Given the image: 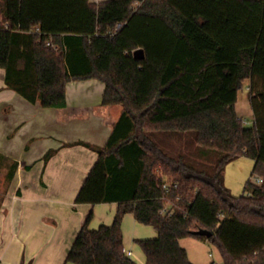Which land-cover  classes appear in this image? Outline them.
<instances>
[{
  "label": "trees",
  "instance_id": "16d2710c",
  "mask_svg": "<svg viewBox=\"0 0 264 264\" xmlns=\"http://www.w3.org/2000/svg\"><path fill=\"white\" fill-rule=\"evenodd\" d=\"M0 67L43 107L66 106L67 84L91 78L103 104L124 106L105 145L88 144L98 157L75 199L117 213L95 229L90 214L67 262L137 264L123 243L131 213L158 231L138 240L146 264H194L188 237L218 248L210 264H264V0H0ZM246 81L251 125L236 109ZM241 157L254 166L237 196L225 171ZM16 168L0 153L4 187Z\"/></svg>",
  "mask_w": 264,
  "mask_h": 264
},
{
  "label": "crops",
  "instance_id": "0c3cea01",
  "mask_svg": "<svg viewBox=\"0 0 264 264\" xmlns=\"http://www.w3.org/2000/svg\"><path fill=\"white\" fill-rule=\"evenodd\" d=\"M5 74L0 67V153L16 161L17 168L2 193L0 244L4 227L8 228L10 244L6 247L4 243L0 264H68L67 254L87 217L94 213L100 225H110L117 213V202L77 204L75 199L98 157L88 144L105 145L124 106L103 104L105 83L91 78L67 84L66 106L43 107L9 88ZM49 152L51 156L46 159ZM5 173L0 174L4 182ZM132 216L125 215L123 230L131 226L141 229ZM90 222L89 227L95 229ZM57 223L66 225L53 249V236L48 231ZM157 234L158 231L147 235L135 232L132 240L156 238ZM130 241L123 234L124 248L132 252V258L136 244L131 246ZM41 246L44 251L39 252ZM54 250H58L56 254ZM133 260L146 264L142 255Z\"/></svg>",
  "mask_w": 264,
  "mask_h": 264
},
{
  "label": "rangeland",
  "instance_id": "374dc122",
  "mask_svg": "<svg viewBox=\"0 0 264 264\" xmlns=\"http://www.w3.org/2000/svg\"><path fill=\"white\" fill-rule=\"evenodd\" d=\"M236 109H237V113L239 114V116L243 118L244 121L245 120L248 121L247 125H251L253 123L255 117H254V110L251 104V93L249 90V81L245 82L243 89L240 90L238 93V101L236 104ZM187 140L185 138L182 143L177 140L176 141L174 140V142L183 146L184 143L186 144ZM185 147L187 148V146ZM193 147H194L193 143L188 145V148H193ZM237 166L238 168H236ZM253 166H254V161L248 157H241L227 166L226 184L231 188L234 195L238 196V195L244 194V185H245L246 180L251 176ZM3 182H4V176H0V187L2 189L4 188ZM2 193L3 192L1 191L0 197L2 196ZM166 206H169V203H167ZM4 213L7 214V212H4ZM132 218L134 217L132 216ZM97 221L98 220L97 218H95V215L93 213V216L90 222L91 225L93 226L96 225L95 227L97 228L100 225V222H97ZM137 224L140 225L141 227L140 230L134 229L133 226H131V228H129L128 231H126V230H123V227H122L123 234L127 237L128 240H131L130 245L133 246L134 243L136 244L134 245L135 256L132 257V259H136V257H138L139 255L140 256L142 255L144 256V258H146L145 253L141 245L139 244V242L138 241L134 242V240H132L133 234H135L136 232L137 234L140 233L142 235H147L150 232L157 231L156 228H154L151 225H145V224L138 223V222ZM65 225L66 224L58 225L57 223V225L54 226L55 229L48 231V233H50L53 236V239L50 240L52 242V245L50 246L53 249L55 248L54 246L58 244V240L61 236V233L64 232L63 227ZM3 231L5 235L3 236V242H1L0 244V252H2L5 242H6V247H8L10 244V235H9L8 228L4 227ZM43 232L44 230L42 231L41 234H43ZM149 237L150 236H147V238ZM29 243L30 242H28V244ZM28 244L26 246V250H28ZM181 245L184 248H186V250L188 249L187 251L188 253H190V257L194 259L197 264H210L211 262L222 263V257H221V254L218 248L208 240H199L193 237H188V239H183L181 241ZM41 248L42 246L39 248V252L44 251V249H41ZM57 251L58 250H54V253L56 254ZM68 264H74V263L68 262Z\"/></svg>",
  "mask_w": 264,
  "mask_h": 264
},
{
  "label": "water",
  "instance_id": "95a60500",
  "mask_svg": "<svg viewBox=\"0 0 264 264\" xmlns=\"http://www.w3.org/2000/svg\"><path fill=\"white\" fill-rule=\"evenodd\" d=\"M134 56L136 59H144L145 58V52L142 48H139L134 52ZM195 233L199 234V235H205L207 237H211L213 235V233L207 229H199V230L195 231Z\"/></svg>",
  "mask_w": 264,
  "mask_h": 264
},
{
  "label": "built area",
  "instance_id": "2783aa9c",
  "mask_svg": "<svg viewBox=\"0 0 264 264\" xmlns=\"http://www.w3.org/2000/svg\"><path fill=\"white\" fill-rule=\"evenodd\" d=\"M244 122H245V123H248L247 120H245ZM169 208H170V205H169V206H166V207L162 210V212H168V211L170 210ZM131 253H132V252H130V251L127 252L128 255H131Z\"/></svg>",
  "mask_w": 264,
  "mask_h": 264
}]
</instances>
